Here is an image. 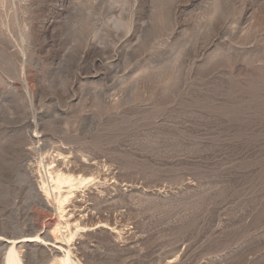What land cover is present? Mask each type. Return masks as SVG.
Returning <instances> with one entry per match:
<instances>
[{
    "label": "rangeland",
    "instance_id": "374dc122",
    "mask_svg": "<svg viewBox=\"0 0 264 264\" xmlns=\"http://www.w3.org/2000/svg\"><path fill=\"white\" fill-rule=\"evenodd\" d=\"M24 238L264 264V0H0V264Z\"/></svg>",
    "mask_w": 264,
    "mask_h": 264
},
{
    "label": "bare ground",
    "instance_id": "6f19581e",
    "mask_svg": "<svg viewBox=\"0 0 264 264\" xmlns=\"http://www.w3.org/2000/svg\"><path fill=\"white\" fill-rule=\"evenodd\" d=\"M16 238V237H15ZM33 239V238H32ZM32 239H27V238H24V239H14V240H9V241H7V243L11 246V250H10V254H9V256L7 257V259H6V263L5 264H15V262H17V261H19V259L15 256V255H13V252H15L14 251V247H16V245H18V244H24V243H31V242H33L34 240H32ZM19 247V246H18ZM7 253V252H6ZM5 257V256H4ZM18 263V262H17ZM21 263V262H20ZM65 263V262H64ZM62 264V263H61Z\"/></svg>",
    "mask_w": 264,
    "mask_h": 264
}]
</instances>
